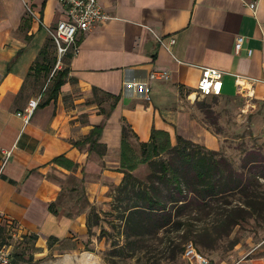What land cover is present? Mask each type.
Here are the masks:
<instances>
[{
    "label": "crops",
    "instance_id": "obj_1",
    "mask_svg": "<svg viewBox=\"0 0 264 264\" xmlns=\"http://www.w3.org/2000/svg\"><path fill=\"white\" fill-rule=\"evenodd\" d=\"M99 2L109 19L80 31L78 52L71 49L58 68L36 74L44 48L57 62L47 28L66 20L67 9L59 0H0V164L3 150L12 152L0 177V222H16L23 233L41 239L86 234L91 207L105 209L111 201L110 188L124 177V126L140 144L148 143L154 130L166 132L172 145L182 136L218 151V138L182 104L241 95L264 102V0ZM253 2L255 9L249 6ZM239 35L246 41L236 53ZM202 67L225 73L206 97L197 91ZM63 69L67 78L53 96L55 75ZM157 70L168 71L170 78L152 80L150 73ZM39 97L25 123L17 113ZM94 127L102 128L96 148L74 145ZM70 200L74 212L68 215L60 205ZM65 252L56 264H101L94 249ZM235 264H264L262 244Z\"/></svg>",
    "mask_w": 264,
    "mask_h": 264
},
{
    "label": "trees",
    "instance_id": "obj_2",
    "mask_svg": "<svg viewBox=\"0 0 264 264\" xmlns=\"http://www.w3.org/2000/svg\"><path fill=\"white\" fill-rule=\"evenodd\" d=\"M55 61L46 47L41 50L33 70L36 74L50 72ZM67 73L66 69L56 73L51 95L58 93ZM206 114L212 116L213 112L206 108ZM101 132V127H94L83 141L74 142V145L89 143L92 150L99 145ZM129 133V127L124 126L121 145V172L124 177L114 189L111 203L113 210L122 208L119 217L124 221V234L129 246L127 251L136 253L147 249L145 243L149 238L171 229L178 231L186 227L183 237L189 239L193 235L194 220L207 222L205 236L215 234V239L207 244V248H214L216 241L229 237L235 227L250 219L264 223V183H260L261 180L264 182V151H248L242 158L241 169L236 170L225 157L215 158L216 151L208 150L209 156H205L195 151L194 147L200 146L191 140L177 136L176 144L172 145L166 132L153 130L150 141L141 144L146 153L144 161L153 169L143 181L133 174L135 166L128 158ZM101 151L105 152L104 146ZM162 154L168 158L155 159ZM62 160V157L55 159L56 162ZM235 196H239L237 202L232 200ZM50 208H53L52 205ZM196 210L197 218H194L191 214ZM100 219L92 208L87 221L88 232ZM202 235L204 233L196 235L199 241ZM185 247H182V256ZM125 251V247L121 246L120 249H112L109 254L117 256ZM172 252L170 258H175L176 253Z\"/></svg>",
    "mask_w": 264,
    "mask_h": 264
},
{
    "label": "rangeland",
    "instance_id": "obj_3",
    "mask_svg": "<svg viewBox=\"0 0 264 264\" xmlns=\"http://www.w3.org/2000/svg\"><path fill=\"white\" fill-rule=\"evenodd\" d=\"M51 51L52 55H55L53 47ZM52 84V82L49 83L46 92ZM186 102L187 104H182L186 111L194 117L203 129L209 130L218 138L221 148L216 151L218 154L215 158L223 156L232 162L236 170H240L242 158L248 151L257 149L264 151V102H258L251 97L247 98L245 95L234 99L197 97L195 101ZM206 108L212 110V116L206 114ZM128 142L130 144L127 151L128 158L130 164L135 166L133 174L144 181L153 169L148 162L144 161L146 153L143 152L141 144L131 133L128 134ZM195 144L200 146L194 147L195 151L209 156L207 154V151L210 150L208 147L202 143ZM166 158L168 156L162 154L155 159ZM260 183H264L263 180ZM116 187L117 185H114L110 188L108 194L111 201L107 203L105 209L98 206L91 207L101 218L97 225L92 226L91 232L87 231L82 236L71 233L60 240L41 239L37 234L23 233L16 222L10 223L2 220L0 222V245L8 247L16 264H56L60 255L77 246L82 249H94L95 253L101 258V264H190L181 253L182 247L190 243L207 260L208 264H235L251 248L259 244H262V248H264V223H257L255 219H250L246 223H241V225L235 227L229 237L216 241L214 248L206 247L215 239L213 233L210 237L205 236L204 228L207 222L194 220L192 221L195 225L193 235L189 239L183 237L186 227L178 231L171 229L166 233L161 231L149 238L145 243L147 249L136 253L131 250L127 251L129 246L125 239L124 221L119 217L122 208L113 210L111 206ZM238 198L239 196H235L232 200L237 202ZM117 205L116 203L115 207ZM56 206L58 207V205ZM60 206L64 208L65 213L68 215L74 212L71 200L61 203ZM194 212L191 216L197 218V210ZM185 218H188V216ZM203 233V238H200L199 241L196 235ZM121 246L126 249L124 253L117 256L109 254L112 249H120ZM173 250L176 253L175 258H170Z\"/></svg>",
    "mask_w": 264,
    "mask_h": 264
},
{
    "label": "built area",
    "instance_id": "obj_4",
    "mask_svg": "<svg viewBox=\"0 0 264 264\" xmlns=\"http://www.w3.org/2000/svg\"><path fill=\"white\" fill-rule=\"evenodd\" d=\"M60 3L67 9V19L60 20L55 27L47 28L57 50V62L55 68L61 64L63 57L72 49L73 52H78L76 46L77 35L80 31L86 32L94 27L104 24L109 16L101 6L99 0H59ZM250 8L255 9L256 4L253 2ZM28 13L36 16L31 8H27ZM41 22V21H40ZM163 41V40H162ZM246 38L244 36H237L235 39L234 49L236 53H240L244 48ZM175 43L174 37L170 38V44ZM252 53L251 50L248 51ZM225 73L221 70L202 67L201 76L197 85L198 94L201 96H208L213 93L215 83L222 79ZM152 80L166 81L170 78L169 72L165 70H157L150 73ZM145 92L150 93V87H145ZM148 101L151 100L150 95L146 97ZM38 99H32L24 112L17 113L25 123H28L33 111L39 104ZM11 151L3 150L4 159L0 164V177L3 169L11 155ZM183 257L189 261L190 264H207V260L202 257L192 243L185 247ZM0 264H16L13 261V256L6 245H0Z\"/></svg>",
    "mask_w": 264,
    "mask_h": 264
},
{
    "label": "bare ground",
    "instance_id": "obj_5",
    "mask_svg": "<svg viewBox=\"0 0 264 264\" xmlns=\"http://www.w3.org/2000/svg\"><path fill=\"white\" fill-rule=\"evenodd\" d=\"M241 85V84H240Z\"/></svg>",
    "mask_w": 264,
    "mask_h": 264
}]
</instances>
